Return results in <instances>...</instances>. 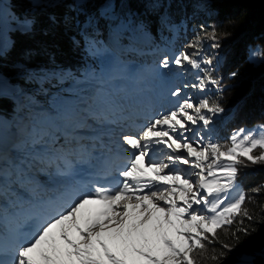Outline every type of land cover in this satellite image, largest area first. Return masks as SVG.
I'll list each match as a JSON object with an SVG mask.
<instances>
[{
	"label": "snow or ice",
	"instance_id": "6c2138e0",
	"mask_svg": "<svg viewBox=\"0 0 264 264\" xmlns=\"http://www.w3.org/2000/svg\"><path fill=\"white\" fill-rule=\"evenodd\" d=\"M59 2L63 0H33L37 7ZM86 2L72 0L81 8ZM106 2L114 7L113 0ZM24 25L31 30V21L25 20ZM121 27L116 29L117 37ZM220 41L214 26L208 32L201 25L184 50L173 57L165 55L159 66L176 72L196 71V83L184 84V89L203 93L215 86L220 91L221 80L212 75L214 60L219 64V59L204 55L206 44L219 49ZM249 59L264 62V50H250ZM170 95L175 98L170 110L155 114L146 124L133 121L128 125L137 132L121 137L129 158L119 167L106 164L98 174L103 183H91L87 191L86 185L69 186L56 200L42 202L39 211L27 212L22 222L7 228L4 197L15 194L14 188L33 184L37 164L53 162L45 159L44 145L45 137L51 143L59 140L57 117L46 116L54 131L34 128L28 140L8 147L0 134V264H199L197 256L217 242L222 250L218 254L213 250L210 259L222 264L241 243L239 234H250L243 218L255 219L244 207L251 197L237 179L239 166L264 165V124L250 131L240 128L226 143L214 142L204 133L214 117L224 112L219 102L204 96L193 103L191 97L181 98V87ZM58 159L64 160L66 170L58 167L57 174L70 175V162L65 157ZM114 172L118 179H111ZM251 191L264 192V185ZM233 192H237L235 197ZM234 224L240 225L231 232L234 243L220 241L218 230ZM237 264H254V257L242 253Z\"/></svg>",
	"mask_w": 264,
	"mask_h": 264
},
{
	"label": "trees",
	"instance_id": "16d2710c",
	"mask_svg": "<svg viewBox=\"0 0 264 264\" xmlns=\"http://www.w3.org/2000/svg\"><path fill=\"white\" fill-rule=\"evenodd\" d=\"M113 4L110 8L106 0H87L81 8L72 0H63L37 7L33 0H4L0 8L7 10L0 21V34L7 45L0 55V82L5 87L0 94V134L4 142L15 135L12 144L28 140L34 128L54 131L47 115L57 117L59 130L78 133L82 118L65 114L57 101L73 94L67 86L79 75L97 83L109 77L123 78L130 68L144 75L145 65L153 67L165 48L170 47L172 56L178 54L206 23L221 37V61L214 74L221 80V90L208 97L218 101L224 112L216 120L212 140L226 143L234 131H250L264 124V62L249 59L250 50H264V0H208L205 10L214 16H206L195 0H113ZM25 20L32 22L31 30H25ZM141 24L143 29L138 28ZM118 26H123L119 37ZM98 57L105 69L95 63ZM67 68L75 77L57 80V74ZM232 72L237 75L232 77ZM100 97L98 92L93 96L84 117L96 114V107L104 109ZM43 123L49 127L43 129ZM45 140L51 142L50 137ZM237 184L251 197L244 207L255 219L243 218L250 234H239L241 243L222 264H237L242 253L253 255L254 264H264V256L259 255L264 253V192L251 191L264 185V165L239 166ZM239 226L218 230L219 240L234 243L231 232ZM213 250L218 254L222 244H208L204 254L197 256L199 264H215L210 259Z\"/></svg>",
	"mask_w": 264,
	"mask_h": 264
},
{
	"label": "rangeland",
	"instance_id": "374dc122",
	"mask_svg": "<svg viewBox=\"0 0 264 264\" xmlns=\"http://www.w3.org/2000/svg\"><path fill=\"white\" fill-rule=\"evenodd\" d=\"M207 3L208 0H195L196 6L202 9L206 16H214L211 11L205 10ZM3 5L4 0H0V8ZM6 11V8L0 10V21L5 18L1 14ZM203 26L208 32L212 31L209 24L206 23ZM189 43L185 45L184 49ZM6 46L5 39L0 34V49L4 50ZM165 50L166 52L163 56L152 63L153 67L145 65L143 69L144 75L140 73V76H143V78L138 75L139 71L137 72L136 69L130 68L128 75L123 78L113 79L109 77L105 78L103 82L97 83L91 78H84L79 75L75 82L67 86L74 91L73 94L66 95L63 98L64 100L62 99L63 101L58 99L57 104L62 103V110L65 114H70L72 118H82L80 120L81 129L78 133L74 130L66 131L64 129L62 131L60 129L58 131L59 140L56 143L45 140V150L49 151L50 149L51 151L50 153L46 152L45 159L52 160L53 162L51 165L37 164L32 172L34 183L27 188H14L15 194L9 193L4 197V225L7 220L11 224L16 220H20L28 211H39L42 202L55 200L60 197L69 186L77 185L81 181L83 182L84 176L99 177L98 174L104 169L108 160L110 161L108 164L112 165L113 168L122 165L124 159L116 158L115 156V150H119L121 144L117 143L113 133L118 132V127L122 125V121L142 118L145 121L144 124H146L149 118L155 114L170 110L175 102V98L171 97L170 92L174 91L176 87H181L182 89L181 98L191 97L193 103L196 104L204 96H208V93L217 92L215 86H211L203 93L192 88L184 89V84L191 85L196 83L198 73L191 68H187L183 72H176L174 68L171 71L162 69L159 66V61L165 55L169 57L174 56H172L170 47L165 48ZM204 55L219 59V64L214 60L213 67L215 70L212 73L214 76L220 65V53L218 49H213L206 44ZM94 61L100 69H105L102 58L98 57ZM73 77H75V73L68 68L57 74V80L59 81L70 80ZM1 83L0 94L4 93L5 90L4 85H1ZM97 92L98 95H101L100 98L104 109L99 110L96 107V114H87L84 117L83 113L87 111V105L93 104L92 98L93 96H97ZM222 115L221 113L214 117L210 129L204 133L205 138L211 137L213 139L212 136H214L217 127L216 120L223 118ZM43 125V129L48 127L46 123H43ZM13 137L15 138L16 135ZM14 138L9 137L4 142L5 146H10ZM58 157H65L70 162V175L61 176L57 174L58 167L62 171L66 170L64 160L58 159ZM127 157L129 158V156ZM36 169H40V171ZM186 170L188 169L186 168ZM118 178V173L114 172L111 179ZM85 182L86 179H84ZM96 182L92 181L91 183ZM100 182L103 183V180ZM91 183L87 185L88 187H85V191L90 188ZM33 188L35 191H31ZM233 193L235 194L236 192Z\"/></svg>",
	"mask_w": 264,
	"mask_h": 264
},
{
	"label": "bare ground",
	"instance_id": "6f19581e",
	"mask_svg": "<svg viewBox=\"0 0 264 264\" xmlns=\"http://www.w3.org/2000/svg\"><path fill=\"white\" fill-rule=\"evenodd\" d=\"M139 103V102H138ZM127 117V116H126ZM135 122L137 125H140V124H144L145 123V121H144V119H142V118H135V119H133V120H128V121H124L123 123L124 124H127V126L128 125H130L132 122ZM129 127V126H128ZM130 129H131V131H130V133H128V134H133V132H136V130L135 129H133V128H131V127H129ZM114 134V138L116 139V141L118 140V136H116L117 134H118V132L117 133H113ZM124 135V134H123ZM116 136V137H115ZM122 137V136H121ZM125 147H127L126 145H124ZM115 153H116V158H121V159H126V158H128L127 156V154H126V152L124 151V149L122 150V149H120V147H119V150H115ZM108 163H110V161L108 160L107 161V163L106 164H108ZM84 179H86V182L84 183ZM84 179H83V182L81 181V182H78V184H80V185H88L89 183H91L92 181H101L102 179L100 178V176L99 177H96V178H94V176H89V177H87V176H84ZM84 190H85V188H84ZM57 199V198H56ZM55 199V200H56ZM29 212V211H28ZM26 214V213H25ZM23 218H24V216L23 217H21V219L20 220H16L15 222H22L23 221ZM14 222V223H15ZM13 223V224H14ZM10 224L11 223H9V220H7L6 222H5V228H7L8 226H10Z\"/></svg>",
	"mask_w": 264,
	"mask_h": 264
}]
</instances>
